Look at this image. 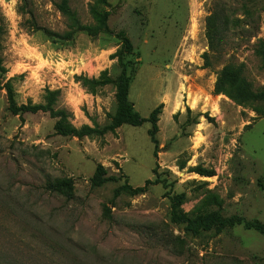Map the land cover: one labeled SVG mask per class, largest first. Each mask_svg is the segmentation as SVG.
<instances>
[{"label": "rangeland", "instance_id": "1", "mask_svg": "<svg viewBox=\"0 0 264 264\" xmlns=\"http://www.w3.org/2000/svg\"><path fill=\"white\" fill-rule=\"evenodd\" d=\"M60 1L26 0L23 14L24 2L0 0V264H264V236L254 230L190 235L171 222V199L182 194L184 213L264 223V117L214 94L216 73L230 62L245 64L254 89L264 87L255 54L264 0H68L82 25L96 24L94 8L109 16L107 32L71 41L32 25L67 31ZM214 12L222 17L221 55L206 37ZM120 59L134 109L148 118L160 108L157 159L148 122L77 138L57 134L49 113L8 109L6 83L18 105L45 104L47 90H58L55 107L71 114L73 127L100 131L118 109ZM98 165L119 181L93 188ZM61 178L73 179V199L45 190ZM127 185L142 190L111 203Z\"/></svg>", "mask_w": 264, "mask_h": 264}, {"label": "trees", "instance_id": "2", "mask_svg": "<svg viewBox=\"0 0 264 264\" xmlns=\"http://www.w3.org/2000/svg\"><path fill=\"white\" fill-rule=\"evenodd\" d=\"M24 4L20 7L21 13H27L26 0H20ZM58 9L62 15L69 22L68 30L64 33H56L50 29L39 27L36 23H32L36 31H41L47 37L53 40L71 41L79 33H85L91 37H97L99 34L107 32V21L109 16L106 12L97 11L92 9V14L95 16V25H82L77 17V14L71 9L68 0H61L58 4ZM31 13V12H29ZM32 15V13H31ZM222 17L218 12H214L207 18L206 24V37L208 39L209 51L217 55H221V49L223 48V30L220 21ZM4 29L0 26V67H1V53H2V41H3ZM125 48L127 51H131V43L127 38H123ZM255 54L261 61V68L264 70V41L260 40L256 45ZM204 68L211 67L210 53L206 52L203 55ZM121 72L117 80V94L116 99L118 103V109L114 116L113 122L110 126L97 130L89 126H83L80 129L73 127L69 123L71 114L66 109H57L55 107L57 103V97L60 91L47 90L46 103L39 105H18L12 86L10 83H6L7 97L9 103V111L13 115H24L26 113L44 112L49 113L52 118L56 120L54 129L55 132L62 136H73L77 138H83L92 136L95 134L104 135L107 132H112L115 129L121 127L124 124H128L134 127H138L148 122L151 124V128L148 130V136L154 145V157L157 159L160 152V145L157 139L158 133V116L160 108L155 109L148 118L142 117L135 109L134 104L129 99V87L130 77L127 74V67L120 59ZM245 64L230 62L223 66V68L216 73L217 79L214 87L215 95H226L236 104L249 107L259 117H264V87L260 89H254L252 83L245 76ZM189 112V111H188ZM158 165L154 170H156ZM194 171L203 176H212L213 172L204 171L201 167H196ZM119 178L116 176L107 175V170L102 165H98L93 176L90 179L91 186L93 188H99L109 182H117ZM158 181V179H156ZM149 183V182H148ZM45 190L51 193L62 194L67 199L74 198L75 185L71 178H61L54 181H50L46 184ZM138 192L142 189L134 190L131 186L127 185L124 188H117L114 191V196L111 203L117 199L123 191ZM185 199V195H177L172 200L171 222L176 225H181L187 234L198 235L202 232H209L214 229L221 232L227 228H234L236 226H243L247 230H254L260 235L264 236V223L258 220H247L239 215H233L225 217L219 212H211L206 214L192 215L191 213H184L180 210V206Z\"/></svg>", "mask_w": 264, "mask_h": 264}]
</instances>
